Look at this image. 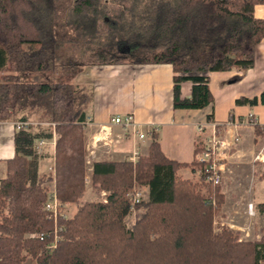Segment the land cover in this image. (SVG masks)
Returning a JSON list of instances; mask_svg holds the SVG:
<instances>
[{
    "label": "trees",
    "instance_id": "trees-1",
    "mask_svg": "<svg viewBox=\"0 0 264 264\" xmlns=\"http://www.w3.org/2000/svg\"><path fill=\"white\" fill-rule=\"evenodd\" d=\"M259 2L0 0V122L39 113L48 123L47 129L16 130V153L5 161L0 264H22L26 255L35 264H264V234L247 240L226 225L216 231L214 216L224 203L221 186L206 184L204 194L197 183L179 178L177 170L185 164L164 154L155 132L147 154L135 161L92 162L91 182L97 192H106L105 201L80 202L87 172L84 107L90 94L74 82L47 80L55 75L49 73L74 75L100 60L167 63L175 73L173 107L204 108L213 97L207 75L200 73L253 67L264 37V19L254 16ZM114 30L118 37L109 40ZM71 41L77 42L74 48ZM120 42L129 51L121 52ZM80 51L99 57L74 64ZM183 81L192 82L188 98L180 94ZM236 104L264 106V91ZM254 133L263 137L264 127L255 124ZM53 135V173L44 178L34 143ZM201 148L197 144L195 153ZM48 181L60 201L77 204L71 216L54 221L44 210ZM136 186L147 189V198L132 201ZM133 211L135 222L128 227L125 220ZM55 228L60 238L50 251L46 246L54 243ZM33 233L43 238L29 237Z\"/></svg>",
    "mask_w": 264,
    "mask_h": 264
},
{
    "label": "crops",
    "instance_id": "crops-1",
    "mask_svg": "<svg viewBox=\"0 0 264 264\" xmlns=\"http://www.w3.org/2000/svg\"><path fill=\"white\" fill-rule=\"evenodd\" d=\"M254 16L264 19V0L255 5ZM121 44L125 49L121 52L129 51L127 43ZM174 74L167 63L128 60H100L76 71L74 83L87 87L90 94L84 111L85 119L90 117L91 122L83 125L89 171L86 183L94 161H135L147 154L153 132L157 133L164 154L185 164L176 175L194 181L196 145H204L215 132L222 141L218 151L224 194L218 217L236 229L240 239L260 240L264 234V185L260 183L264 179L252 181L249 175L260 176L264 171V152L260 151L264 137L254 133V124L264 127V106L236 104V100L259 97L264 91V37L256 46L253 67L245 72L233 69L200 73L207 75L213 97L212 103L204 108L173 107ZM179 86L181 97H190L192 82L183 81ZM128 115L139 124L135 132L113 122L117 116ZM218 125L222 126L219 130ZM15 132L11 122H0V179L6 175L5 161L16 153ZM42 144L48 145V152H39L37 156L40 176L46 172L43 170L46 160L51 168L49 173H53L55 136L44 138ZM248 203L253 204L250 211Z\"/></svg>",
    "mask_w": 264,
    "mask_h": 264
},
{
    "label": "rangeland",
    "instance_id": "rangeland-1",
    "mask_svg": "<svg viewBox=\"0 0 264 264\" xmlns=\"http://www.w3.org/2000/svg\"><path fill=\"white\" fill-rule=\"evenodd\" d=\"M112 26H114V23L113 25L111 24V28ZM116 29V28H115ZM118 30H114L113 33H111L109 35V38H111L112 36L113 37H118ZM113 37L109 40H112ZM99 42L98 43H101V40H104V38H101V39H98ZM104 42H107L108 43V40H105ZM77 42H74V41H71L70 44H71V48H74V45H76ZM122 42H120L118 45H120L119 49L120 51H124V46H121ZM105 45V43H104ZM99 56L98 55H92V53L90 51H80L79 53H75V55L72 57V59H74V64H81V63H84L86 62L87 60L91 59V60H96ZM49 74H55L53 75V79L51 78H47V80H54V81H66V82H74V78H73V75L71 73H49ZM51 75H48V77H50ZM17 120H21V119H17ZM28 121L30 122H33L35 123L34 126H42L43 128L47 129L48 128V123L46 121V118H43L38 114H35L33 117H31ZM251 124L253 125L254 122H251ZM255 125V124H254ZM34 129V128H33ZM217 135V134H216ZM264 137V136H263ZM44 142V139H40V140H37V142L35 143L34 145V150H35V154L37 156H39V152H48V145H43L42 143ZM39 144V145H38ZM42 150V151H41ZM260 151H263L264 152V139H262V147L260 149ZM257 158V156H256ZM86 160V159H85ZM49 161L46 160V162H44V169L46 172L42 175L44 178L46 176H49V171L51 168H49ZM262 163V162H261ZM263 168V167H262ZM261 168V169H262ZM260 169V170H261ZM89 173V171H87ZM89 175V176H88ZM87 175V183H86V180H85V183H86V188H85V192H84V196L80 199V202H83V201H90V200H101L103 201L104 198H105V194L106 192L103 194L102 191L100 192H97L94 188H93V184L91 182V177H90V174ZM253 175V176H252ZM261 176V175H260ZM258 175V173L256 174H252L250 173L249 177H251L252 181H256L258 179H261L259 178L260 177ZM223 181V180H222ZM222 181H221V184H222ZM252 181H249V183H251ZM262 182L260 183L261 185H264V180H261ZM195 183L198 184V189L205 194L206 190H207V186L206 184L201 181L198 176L196 177V179L193 181ZM220 184V186H221ZM46 186L49 187L48 191L51 190V191H54V188H53V183L51 181H48V182H45ZM258 185V184H257ZM136 192H140V197L143 196V198H147V189L145 187H140V186H136V188H134V192L132 193L131 197H132V201H136L135 198V193ZM66 203V207H65V214H66V217H69L71 216L75 211H76V207H77V204H71V203H68V202H65ZM222 207V206H221ZM221 209V208H220ZM220 211V210H219ZM219 211L217 214H215L214 216V221H213V224H214V228L216 231H219L220 228L223 226V225H226L228 226L225 222L224 219L218 217V214H219ZM135 214L136 212L133 211L125 220L126 224L128 227H131L134 222H135ZM229 227V226H228ZM231 228V227H230ZM232 229V228H231ZM233 231H236V229H232ZM240 233H239V239H240ZM22 264H35V260L33 258H31L30 256L26 255V258L25 260L23 261Z\"/></svg>",
    "mask_w": 264,
    "mask_h": 264
},
{
    "label": "built area",
    "instance_id": "built-area-1",
    "mask_svg": "<svg viewBox=\"0 0 264 264\" xmlns=\"http://www.w3.org/2000/svg\"><path fill=\"white\" fill-rule=\"evenodd\" d=\"M91 122V118L88 117L85 119L84 124ZM113 122L117 124H121L125 129L132 130V132H135L137 126L139 124L132 118V116H124L120 117L117 116L113 119ZM11 125L14 127L15 130L20 129H28L31 126H34L35 123L30 122L28 120H16L11 121ZM144 135L141 133L140 137H143ZM42 143V141H41ZM222 145V141L219 139V136L215 134V132L211 135L210 138H207L204 145H202V148L200 151H198L195 155V166L197 171L198 178L203 181L205 184H211V185H220L222 181V172L223 169L220 168L221 165V156L219 155V147ZM257 158H260L257 156ZM264 161V159H263ZM105 192L102 194L104 195ZM135 200L138 201L140 197V192L135 193ZM105 201V199L103 200ZM65 207L66 203L60 201L54 191L49 190L47 192V200L44 204V210L49 213L51 218H53L54 221L58 217H66L65 214ZM253 207L252 203H248V210L250 211ZM60 228H55V233ZM29 237H38L40 239L43 238L41 234H30ZM59 236L56 233L54 236V243H51L46 246L47 250H52L55 247V242L59 240Z\"/></svg>",
    "mask_w": 264,
    "mask_h": 264
}]
</instances>
